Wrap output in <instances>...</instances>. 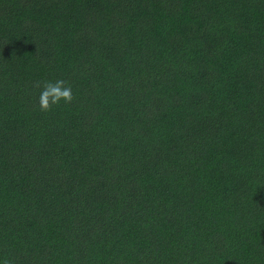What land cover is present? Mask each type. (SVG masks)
<instances>
[{
	"label": "trees",
	"instance_id": "trees-1",
	"mask_svg": "<svg viewBox=\"0 0 264 264\" xmlns=\"http://www.w3.org/2000/svg\"><path fill=\"white\" fill-rule=\"evenodd\" d=\"M0 264H264V0H0Z\"/></svg>",
	"mask_w": 264,
	"mask_h": 264
},
{
	"label": "clouds",
	"instance_id": "clouds-1",
	"mask_svg": "<svg viewBox=\"0 0 264 264\" xmlns=\"http://www.w3.org/2000/svg\"><path fill=\"white\" fill-rule=\"evenodd\" d=\"M73 99V90L63 79L49 80L43 85L39 95V106L47 111L52 106H58L61 103H69Z\"/></svg>",
	"mask_w": 264,
	"mask_h": 264
}]
</instances>
